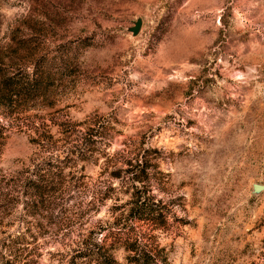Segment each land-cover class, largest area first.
I'll return each mask as SVG.
<instances>
[{"label":"rangeland","instance_id":"obj_1","mask_svg":"<svg viewBox=\"0 0 264 264\" xmlns=\"http://www.w3.org/2000/svg\"><path fill=\"white\" fill-rule=\"evenodd\" d=\"M0 67L54 77L0 107V264H264V0H0Z\"/></svg>","mask_w":264,"mask_h":264},{"label":"trees","instance_id":"obj_2","mask_svg":"<svg viewBox=\"0 0 264 264\" xmlns=\"http://www.w3.org/2000/svg\"><path fill=\"white\" fill-rule=\"evenodd\" d=\"M39 70L40 69L37 68L31 73L32 75H30L22 74V72L12 73L0 67V107L8 111L9 114H13L20 110L31 108L32 105H30V102L46 97L50 86L54 83V77L49 70ZM0 137H2L1 131ZM1 145L2 142L0 141V148ZM133 160H135V163ZM127 163L130 166H138L139 168V174L136 173L135 177H133L134 182H144L143 176L147 174L144 161H140L139 158L136 159L134 157L128 160ZM23 175L24 171H19L16 175L9 177V181L23 180ZM6 179V175H4L0 169V187ZM24 182H26V184H24L26 187L34 189L36 196L42 198V196L47 194L46 190L51 186L53 180H45L35 171V173L25 177ZM133 203L134 214H140V212H142L136 218L139 220H151L153 218L150 206L146 203V200L141 198L133 200ZM124 247L129 254L127 256L129 264H160L161 259L153 258L150 252L145 248V245L138 239L127 243ZM97 254L100 256L99 258L101 260L99 264H121L114 258L111 252L105 254L104 258L99 251Z\"/></svg>","mask_w":264,"mask_h":264},{"label":"water","instance_id":"obj_3","mask_svg":"<svg viewBox=\"0 0 264 264\" xmlns=\"http://www.w3.org/2000/svg\"><path fill=\"white\" fill-rule=\"evenodd\" d=\"M142 23H143L142 19H138V20L136 21V23H135V26L131 27L130 30H131L135 35H137V34L139 33L140 29H141ZM263 189H264V185H262V184H258V183H255V184H254V191L259 192V191H262Z\"/></svg>","mask_w":264,"mask_h":264}]
</instances>
